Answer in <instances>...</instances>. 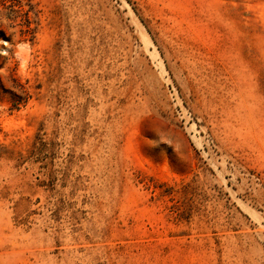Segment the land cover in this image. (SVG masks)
Wrapping results in <instances>:
<instances>
[{
	"label": "rangeland",
	"instance_id": "374dc122",
	"mask_svg": "<svg viewBox=\"0 0 264 264\" xmlns=\"http://www.w3.org/2000/svg\"><path fill=\"white\" fill-rule=\"evenodd\" d=\"M23 1L0 264H264V0Z\"/></svg>",
	"mask_w": 264,
	"mask_h": 264
},
{
	"label": "trees",
	"instance_id": "16d2710c",
	"mask_svg": "<svg viewBox=\"0 0 264 264\" xmlns=\"http://www.w3.org/2000/svg\"><path fill=\"white\" fill-rule=\"evenodd\" d=\"M0 7H1L0 15H4L3 13H5L6 11L8 12L10 11L13 14L14 13L20 14L25 20L23 22V25L25 27L21 29L22 34L32 35V37L34 36L33 34L35 33V27L32 26V23L34 21L31 19V13L32 12L36 13V11L32 3H25L23 0H0ZM0 33L2 34V36H6L5 31L1 28H0ZM20 86H23V85L20 84ZM0 87H2L5 90V87L3 85V82L1 81V78H0ZM16 94H13L12 96L13 104L18 103V100H20L14 97V95L16 96Z\"/></svg>",
	"mask_w": 264,
	"mask_h": 264
}]
</instances>
